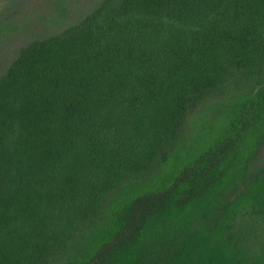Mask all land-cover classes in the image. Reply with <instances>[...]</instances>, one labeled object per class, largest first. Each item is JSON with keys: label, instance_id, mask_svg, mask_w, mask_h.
<instances>
[{"label": "trees", "instance_id": "1", "mask_svg": "<svg viewBox=\"0 0 264 264\" xmlns=\"http://www.w3.org/2000/svg\"><path fill=\"white\" fill-rule=\"evenodd\" d=\"M263 149L264 0H98L0 69V264H264Z\"/></svg>", "mask_w": 264, "mask_h": 264}, {"label": "rangeland", "instance_id": "2", "mask_svg": "<svg viewBox=\"0 0 264 264\" xmlns=\"http://www.w3.org/2000/svg\"><path fill=\"white\" fill-rule=\"evenodd\" d=\"M0 0V69L32 38L57 32L93 9L98 0ZM7 15V16H6ZM211 113V112H210ZM208 113L207 115H210ZM210 121L198 124L207 128ZM264 163V149L259 156Z\"/></svg>", "mask_w": 264, "mask_h": 264}]
</instances>
